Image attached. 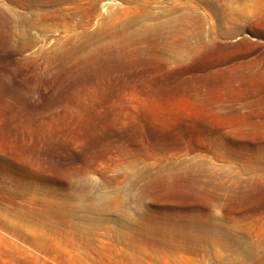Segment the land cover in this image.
<instances>
[{"label":"rangeland","instance_id":"374dc122","mask_svg":"<svg viewBox=\"0 0 264 264\" xmlns=\"http://www.w3.org/2000/svg\"><path fill=\"white\" fill-rule=\"evenodd\" d=\"M0 264H264V0H0Z\"/></svg>","mask_w":264,"mask_h":264}]
</instances>
